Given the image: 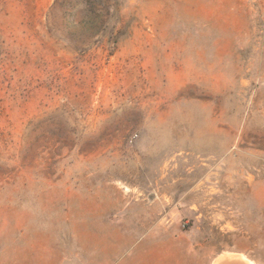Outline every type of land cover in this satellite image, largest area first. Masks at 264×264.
I'll use <instances>...</instances> for the list:
<instances>
[{
	"label": "rangeland",
	"instance_id": "rangeland-1",
	"mask_svg": "<svg viewBox=\"0 0 264 264\" xmlns=\"http://www.w3.org/2000/svg\"><path fill=\"white\" fill-rule=\"evenodd\" d=\"M227 253L264 264V0H0V264Z\"/></svg>",
	"mask_w": 264,
	"mask_h": 264
},
{
	"label": "bare ground",
	"instance_id": "bare-ground-1",
	"mask_svg": "<svg viewBox=\"0 0 264 264\" xmlns=\"http://www.w3.org/2000/svg\"><path fill=\"white\" fill-rule=\"evenodd\" d=\"M214 264H256V263L249 260L242 254L227 253L226 256L221 255L218 259H216Z\"/></svg>",
	"mask_w": 264,
	"mask_h": 264
},
{
	"label": "trees",
	"instance_id": "trees-1",
	"mask_svg": "<svg viewBox=\"0 0 264 264\" xmlns=\"http://www.w3.org/2000/svg\"><path fill=\"white\" fill-rule=\"evenodd\" d=\"M108 11H109V9H108ZM102 24H103V27L104 28H106L107 29V27L109 26V23H108V21H106V22H102ZM77 25V24H76ZM74 26V25H73ZM76 28V27H75Z\"/></svg>",
	"mask_w": 264,
	"mask_h": 264
}]
</instances>
